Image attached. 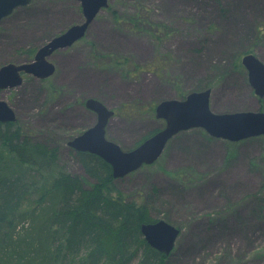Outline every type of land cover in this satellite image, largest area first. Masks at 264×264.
<instances>
[{
  "label": "rangeland",
  "instance_id": "obj_1",
  "mask_svg": "<svg viewBox=\"0 0 264 264\" xmlns=\"http://www.w3.org/2000/svg\"><path fill=\"white\" fill-rule=\"evenodd\" d=\"M48 2L72 14L51 21L40 16L43 22L24 15L28 31L1 44L0 66L31 59L27 51L81 23L74 0ZM108 8L81 40L51 57L52 76L9 96L17 123L34 132V141L57 149L60 166L86 187L90 181L67 143L96 122L84 107L87 99L114 111L105 137L124 151L164 128L154 114L158 103L191 92L209 89L214 113L264 112V97L254 95L241 64L247 54L264 63V0H109ZM136 14L141 23L128 24ZM115 185L143 202L152 220L179 228L165 264H264L263 136L231 143L202 129L183 131L156 162ZM36 227L25 217L12 235H0V251L24 249L18 241L32 242Z\"/></svg>",
  "mask_w": 264,
  "mask_h": 264
},
{
  "label": "trees",
  "instance_id": "obj_2",
  "mask_svg": "<svg viewBox=\"0 0 264 264\" xmlns=\"http://www.w3.org/2000/svg\"><path fill=\"white\" fill-rule=\"evenodd\" d=\"M141 18L136 14L127 23L137 26ZM30 132L17 122L0 123V235H12L25 217L38 224L32 242L18 241L24 249L0 251V264H165L171 253L151 248L140 232L157 220L143 202L118 191L107 163L74 151L90 181L86 187L60 166L57 149L34 141Z\"/></svg>",
  "mask_w": 264,
  "mask_h": 264
},
{
  "label": "water",
  "instance_id": "obj_3",
  "mask_svg": "<svg viewBox=\"0 0 264 264\" xmlns=\"http://www.w3.org/2000/svg\"><path fill=\"white\" fill-rule=\"evenodd\" d=\"M81 3L83 21L53 37L40 47L31 63L8 64L0 68V89L14 88L21 83L20 72L47 79L53 75L55 66L48 58L57 50L66 49L81 40L97 14L107 7V0H78ZM29 0H0V19L13 9L28 4ZM241 64L247 72L248 83L258 98L264 97V63L252 54L244 55ZM209 89L191 92L182 100H164L155 106V118L164 121L163 129L144 140L134 149L122 150L107 140L106 128L114 111L94 99H87L84 107L96 115L93 126L74 137L67 145L75 152L95 155L107 163L113 179H120L151 165L158 160L170 139L180 132L202 129L215 139L237 143L264 136V112L214 113L210 109ZM14 112L0 101V122H14ZM145 242L159 253L168 256L174 249L180 230L158 220L140 226Z\"/></svg>",
  "mask_w": 264,
  "mask_h": 264
},
{
  "label": "flooded vegetation",
  "instance_id": "obj_4",
  "mask_svg": "<svg viewBox=\"0 0 264 264\" xmlns=\"http://www.w3.org/2000/svg\"><path fill=\"white\" fill-rule=\"evenodd\" d=\"M44 1L47 2L48 4H43V6H40L39 5L40 4L39 0H29L28 4L13 9L10 14H8L7 16H5V17H3V18L0 19V46H1L2 43H5V42H8V43H12L13 44L15 42V40L17 41V39L22 38L23 34L28 31L27 28H26L27 30H23V28H22V25L24 26L23 20L25 21V19L23 18L24 15L25 16H28V17H35V18L38 19V21L43 22L44 20L43 21L40 20V16L41 17H44V18L46 17L48 19V21H51V20L56 19L57 17L58 18L61 17L62 15L63 16L64 15L65 16H70L72 14L71 9H69V8H67L66 10H64V8L61 7V6L60 7L58 5L53 6L51 4V2L50 3L48 2V0L47 1L44 0ZM74 1H75V3H77V7H78L77 10H78V12L81 15V22H82L83 21V14H82L81 3L78 0H74ZM69 4H70V2H69ZM47 5H48V7H47ZM39 6L42 7V8H40ZM108 6H109V0H107V7L104 8V9H102L101 11L108 10L109 9ZM28 11H30V16L29 15H26V14H28ZM47 23H49V22H47ZM19 26H20V28H22L21 31L19 29ZM70 27H72V26H70ZM69 28H67V29H69ZM43 45H41L40 47H42ZM39 48H37L36 50L31 49V50H29V51L26 52L28 55H29V52H31V55H30L32 57L31 59L24 60V61H20V62L6 61L5 63H3L0 66V68H2L5 65H8V64L22 65V64H29V63H31L33 61L34 56H35V54H36V52H37V50ZM58 51H61V50L55 51L48 58V61L49 62H50L51 57H53V55L56 52H58ZM19 75L21 77V83L18 86L14 87V88L0 89V101L5 102L7 104V106L14 112V115H15V121L14 122H5V123H16V122H18L17 121V117H16V112H15L16 110L9 104V101L11 100V98H9V96L13 95V98H15L18 95L17 94L14 95L13 94L14 91L22 90L25 93V89H27V91H29L30 86L32 85V83H34V82L41 83V82H43V81L46 80V79L36 78L33 75L25 74L24 72H20ZM44 92H45V90H43V93ZM4 95H7L6 99H4ZM21 95H23V94H21ZM13 98H12V100H13ZM0 123L4 124L3 122H0ZM20 125H22V124H20Z\"/></svg>",
  "mask_w": 264,
  "mask_h": 264
}]
</instances>
